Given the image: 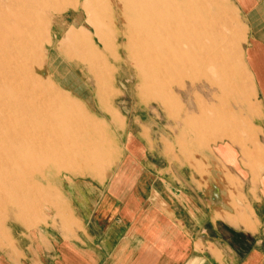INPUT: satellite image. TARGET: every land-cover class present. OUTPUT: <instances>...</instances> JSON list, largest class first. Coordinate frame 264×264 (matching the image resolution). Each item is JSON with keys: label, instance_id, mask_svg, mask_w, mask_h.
Masks as SVG:
<instances>
[{"label": "rangeland", "instance_id": "obj_1", "mask_svg": "<svg viewBox=\"0 0 264 264\" xmlns=\"http://www.w3.org/2000/svg\"><path fill=\"white\" fill-rule=\"evenodd\" d=\"M201 13L211 19L212 42L201 29ZM149 17H156L166 41L181 43L176 63L187 60L191 71L205 65L197 80L178 79L175 68L172 85L164 84L142 63L145 51L134 37ZM246 27L239 0H0V177L11 164L10 136L23 130L30 136L28 163L44 174V181L35 173L27 177L25 188L0 181V208L13 210V216L0 214V261L22 257L37 231L60 238L59 230L76 224L77 194L108 186L129 145L152 162L158 157L161 168L197 163L199 153L222 141L256 148ZM202 44L212 52L208 70ZM31 122L36 130L25 128ZM183 176L188 173L174 179Z\"/></svg>", "mask_w": 264, "mask_h": 264}, {"label": "crops", "instance_id": "obj_2", "mask_svg": "<svg viewBox=\"0 0 264 264\" xmlns=\"http://www.w3.org/2000/svg\"><path fill=\"white\" fill-rule=\"evenodd\" d=\"M239 4L259 145L222 141L197 163L164 168L129 145L108 186L77 194L76 224L60 238L37 231L22 257L0 264H264V2Z\"/></svg>", "mask_w": 264, "mask_h": 264}, {"label": "bare ground", "instance_id": "obj_3", "mask_svg": "<svg viewBox=\"0 0 264 264\" xmlns=\"http://www.w3.org/2000/svg\"><path fill=\"white\" fill-rule=\"evenodd\" d=\"M17 1V0H16ZM59 1V0H58ZM77 1V0H76ZM46 2V1H45ZM45 4V3H44ZM76 4V3H75ZM88 4V3H87ZM138 4V3H137ZM126 5V4H125ZM71 6V5H70ZM141 6L143 7L141 9L140 12H144L146 11V6L147 4L143 2V4H141ZM44 7V5H43ZM56 7V6H55ZM66 7V6H65ZM72 7V6H71ZM84 7V6H83ZM52 8V7H51ZM57 8V7H56ZM59 8V7H58ZM63 7L61 6V9ZM17 9V8H16ZM49 9V8H48ZM54 10V9H53ZM58 9H56L57 11ZM85 10V9H84ZM19 11V10H18ZM55 11V12H56ZM44 12V11H43ZM172 12V11H171ZM11 13V12H10ZM50 13V12H49ZM31 14V13H30ZM53 14H54V11H53ZM16 15V14H15ZM15 15H13L15 17ZM22 15V14H21ZM50 15V14H49ZM171 15V14H170ZM169 15V16H170ZM8 16V15H7ZM11 16V15H10ZM9 16V17H10ZM92 17V15H90ZM140 16V15H139ZM146 16V15H145ZM164 16V15H163ZM22 17V16H21ZM40 17V15H39ZM89 17V16H88ZM90 17V18H91ZM141 17V16H140ZM23 18V17H22ZM29 18V16L27 17ZM50 18V16H49ZM93 18V17H92ZM201 21H203L205 23V25L201 26V29L205 36L206 39H208V41L211 42L213 41V39H211V30L209 28H207L206 24H208L211 19L209 18L208 16V13L207 14H202L201 13ZM19 19V18H18ZM36 19V18H35ZM167 19V18H166ZM49 20V19H48ZM105 20V19H104ZM24 21V20H23ZM30 21V20H29ZM50 21V20H49ZM48 21V23H49ZM94 21V20H93ZM188 21H190V25L194 26V22L195 21H192L190 20V18L188 17ZM22 22V21H21ZM26 22V21H24ZM103 22V21H102ZM13 23V22H12ZM29 23V22H28ZM38 23V22H37ZM44 23V22H43ZM51 23V22H50ZM104 23V22H103ZM143 28H142V32H139V35L138 36H135L134 39H135V44L137 45V47H141L143 51L142 52V55L145 51V54L147 53L148 54V57L147 55H143L142 58V63H144V65L146 67H148L149 69H152L153 71V76L156 77H160L161 78V81L165 84V83H168L170 85H172L173 81H170V77H172V72L175 70V68H179L178 70V79L180 80H188L190 79V82H193L195 80H197L199 77L197 76L198 74V71L202 68L203 69V66L205 65H202V67H197L195 70H192L188 68V61L187 60H182L181 62H175V55L178 54V51L180 50V46H181V43L180 42H176L177 40H171V41H166V39L164 38V36L166 35L165 31L162 29V27L159 25V23L157 22V19L156 17H149V18H144L143 20ZM179 23V22H178ZM46 24V23H45ZM105 24V23H104ZM43 25V24H42ZM47 25V24H46ZM177 25V24H176ZM29 26V25H28ZM17 27V26H16ZM43 27V26H42ZM45 28V26H44ZM99 28V27H98ZM47 30V29H46ZM19 31H20V28H19ZM49 31V30H48ZM137 31V30H136ZM41 32V31H40ZM138 32V31H137ZM21 33V32H20ZM75 33V32H74ZM88 33V32H87ZM168 33V32H167ZM77 35V33H75ZM74 34V36H75ZM84 34V33H83ZM15 35V34H14ZM22 35V34H21ZM50 35V34H49ZM48 35V36H49ZM120 35V34H118ZM128 35V34H127ZM9 36V35H8ZM17 36V34H16ZM84 36V35H83ZM125 36H126V33H125ZM51 37V36H50ZM77 36H75L74 38H76ZM87 37V36H86ZM84 37V38H86ZM90 37V36H89ZM118 37V36H117ZM78 38V37H77ZM83 38V39H84ZM82 39V38H81ZM89 39V38H88ZM98 39H103V38H98ZM73 40V39H72ZM87 40V39H86ZM85 40V41H86ZM112 40V39H111ZM47 41V40H46ZM68 41V40H67ZM71 41V40H70ZM84 41V42H85ZM109 41V40H108ZM49 42V41H48ZM78 42V41H76ZM112 42V41H111ZM87 43V42H85ZM90 43V42H89ZM102 44V42H101ZM105 44V43H104ZM103 44V45H104ZM209 46V44H207ZM44 46V45H43ZM89 46V45H88ZM93 46V45H92ZM60 47V46H59ZM107 47V46H106ZM132 47V46H131ZM130 47V48H131ZM211 47V44L210 46ZM16 48V47H15ZM61 48V47H60ZM81 48V47H80ZM87 48V47H86ZM85 48V49H86ZM110 48V47H109ZM202 54H201V57L202 59H204L207 63L206 65V68L207 70L210 69L208 65H212L213 64V57H212V52L210 51L211 48L209 49L207 46L205 47V45L202 44ZM84 49V50H85ZM88 49V48H87ZM122 49L123 50H127L126 52V55H128L129 57V47L128 45H126L124 43V45L122 44ZM107 50V49H106ZM111 50V49H110ZM60 51V50H59ZM82 51H83V48H82ZM75 52V51H74ZM91 52V51H90ZM31 53V52H30ZM95 53V52H94ZM100 53V52H98ZM109 53V52H108ZM133 53V52H132ZM10 54V53H9ZM63 54V53H62ZM69 54V53H68ZM83 54V53H82ZM6 55V54H5ZM99 55V54H98ZM10 56V55H9ZM80 56V55H79ZM85 56V55H84ZM92 56H93V53H92ZM97 56V55H95ZM100 56V55H99ZM104 56H106V54L104 53ZM108 56V55H107ZM4 57V56H3ZM13 57V56H12ZM40 57V56H39ZM64 57H66L64 55ZM73 57V56H72ZM90 56H88L87 58H89ZM98 57V56H97ZM16 58V57H15ZM30 58V57H29ZM67 58V57H66ZM74 58V57H73ZM105 58V57H104ZM131 58V57H130ZM8 59V58H7ZM69 59V58H68ZM67 59V60H68ZM78 59V58H77ZM101 59V58H100ZM72 61H74L72 59ZM97 61V60H95ZM100 61V60H99ZM133 61V60H132ZM7 62V61H6ZM103 62V60H102ZM105 63V62H104ZM17 69V68H16ZM94 69V68H93ZM160 69H164V73H165V76L163 77L164 79H162L161 75L159 74V70ZM28 71V70H27ZM192 72V73H191ZM29 74V72H28ZM137 74V73H136ZM14 77V76H13ZM153 79V77H152ZM14 82V81H13ZM175 82V81H174ZM29 83V81H28ZM5 85V84H4ZM11 85V83H10ZM18 85V84H17ZM28 86V85H27ZM6 87V86H5ZM10 87V86H9ZM33 88V87H32ZM6 90V89H5ZM19 90V88H18ZM39 91V90H38ZM6 93V92H5ZM14 93V92H13ZM20 93V92H19ZM18 93V94H19ZM31 93V92H30ZM21 94V93H20ZM15 95V94H14ZM48 95V94H47ZM11 96V95H9ZM13 96V95H12ZM8 97V96H7ZM15 97V96H13ZM18 97V96H17ZM16 97V98H17ZM25 97V95H24ZM9 99V98H8ZM12 99V98H11ZM19 99V97H18ZM43 99V97H42ZM13 100V99H12ZM22 100V99H21ZM24 100V99H23ZM33 101V99H30V101ZM31 101V102H32ZM65 101V100H64ZM1 102V101H0ZM12 102V101H10ZM14 102V101H13ZM60 102V101H59ZM24 105V104H23ZM3 106V105H1ZM11 108V107H10ZM40 108V107H38ZM48 109V108H47ZM53 109V106L50 105V110ZM15 110V109H14ZM2 111V110H1ZM47 111V110H46ZM18 112V111H17ZM23 112V111H22ZM9 113V111H8ZM16 113V112H15ZM12 114V113H11ZM18 115V114H17ZM21 117V115H19ZM23 117V116H22ZM39 119V118H37ZM36 119V122H38L39 120ZM8 120V119H7ZM15 118L11 117V121L12 122H15ZM9 123V122H8ZM19 123H21V121H19ZM23 123V122H22ZM32 123V122H31ZM14 124V123H12ZM21 124H19L20 126ZM18 126V127H19ZM17 127V129H18ZM21 127V126H20ZM10 128V127H9ZM25 128L27 129H30L31 131L32 130H36L37 127L35 125V123H32L31 125H28L26 124L25 125ZM8 129V128H7ZM16 129V130H17ZM19 132L18 135L15 136L14 135H11L10 139V144L12 145L11 147L9 146V144L7 145V149L8 151L10 152V159H11V164L7 165L8 169L6 171V173H4L2 175V177H0V181H2V178L4 177V181H7V183H10V181L14 180L15 182H19V184H21V186L23 188H25L27 186L28 183L25 182L26 178L27 177H32V175L35 173L33 168L31 165H29L28 163V154L29 152L26 151V145H27V141L29 142V139H30V136H27V131L26 130H23L22 132L21 131H17ZM55 133V132H54ZM20 143V144H18ZM18 144V145H17ZM53 148V147H52ZM15 149V150H14ZM14 161V162H13ZM3 171V170H2ZM4 172V171H3ZM37 175V178L39 179L38 181H41L43 180L44 181V174H42L41 172L40 173H35ZM14 182V184H15ZM18 184V183H16ZM2 185V184H1ZM23 202V201H22ZM5 208V209H4ZM3 209L0 208V214H4V215H8V216H13L12 213H13V210L12 208L10 207H4Z\"/></svg>", "mask_w": 264, "mask_h": 264}]
</instances>
